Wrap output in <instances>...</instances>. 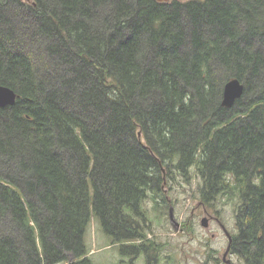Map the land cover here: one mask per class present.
<instances>
[{
	"label": "trees",
	"instance_id": "trees-1",
	"mask_svg": "<svg viewBox=\"0 0 264 264\" xmlns=\"http://www.w3.org/2000/svg\"><path fill=\"white\" fill-rule=\"evenodd\" d=\"M260 80L264 0H0V84L17 94L0 107V264H94L93 218L118 264L156 257L151 209L193 182L237 198L232 250L264 264Z\"/></svg>",
	"mask_w": 264,
	"mask_h": 264
},
{
	"label": "rangeland",
	"instance_id": "rangeland-1",
	"mask_svg": "<svg viewBox=\"0 0 264 264\" xmlns=\"http://www.w3.org/2000/svg\"><path fill=\"white\" fill-rule=\"evenodd\" d=\"M199 183L179 185L166 191L168 206H156L150 212L148 236L161 243L158 264H215L212 262L214 249H223L227 245V236L222 227L209 219L208 227L201 224V219L207 214L204 207L217 205L221 212L219 216L228 230L236 232V220L232 206H227L230 199L216 200L217 192L212 193L215 200H205L198 190ZM210 196V195H209ZM209 199V197H208ZM222 207V209H221ZM170 209L180 225L175 228L170 219ZM208 217V216H207ZM183 230H182V228ZM85 240L89 249L88 255L94 264H118L123 258L117 242H113L99 219L90 222ZM155 264L152 256L140 253L135 264ZM232 264H244L239 255L232 257Z\"/></svg>",
	"mask_w": 264,
	"mask_h": 264
},
{
	"label": "flooded vegetation",
	"instance_id": "flooded-vegetation-1",
	"mask_svg": "<svg viewBox=\"0 0 264 264\" xmlns=\"http://www.w3.org/2000/svg\"><path fill=\"white\" fill-rule=\"evenodd\" d=\"M263 85H264L263 81L260 80L259 83L257 85H255L254 88H255V90L256 89L259 90V89H261L263 87ZM223 90H224V88H223ZM244 90H245V88H244ZM222 97H223V92H222ZM262 97H263L262 94L259 92V97L258 98H262ZM236 110L242 111L244 109H236ZM240 111H236V112L239 113ZM255 182L262 183V178L261 177H256L255 178ZM256 193H258L260 197H264V191L263 190L262 191H257ZM251 195L252 194L246 195V197H244V200L242 202L241 207H239L237 210H241L242 211L243 209H246V204H245V202L247 201L246 198H249ZM236 203H237V198H235V200L228 201L227 202V206H232V209L234 211V207H235ZM221 209H222V207H221ZM204 211L207 214L208 218L212 219V221L217 222L222 227V229L224 231L223 226L225 224H224L223 220H221V218L219 216V213L221 212L219 207L217 205H210L209 207L206 206V207H204ZM178 227H175V228H178ZM182 230H183V228H182ZM224 233H225V231H224ZM127 244H131V242H128ZM228 246H229V240H227V245L221 250L212 248V251H213L212 262L213 263H215V264H232V257L238 255V253L234 252L232 250V246H230L229 252L227 253V255H225V252L228 249ZM130 248L131 247H127V249H130ZM137 257L131 259L129 256H126L123 259V263L122 264H135V260L137 259ZM152 258H153V262L155 264H158L159 257L156 256V257H152ZM230 259H231V262H228V260H230ZM149 264H151L150 261H149ZM172 264H175V263H172Z\"/></svg>",
	"mask_w": 264,
	"mask_h": 264
},
{
	"label": "water",
	"instance_id": "water-1",
	"mask_svg": "<svg viewBox=\"0 0 264 264\" xmlns=\"http://www.w3.org/2000/svg\"><path fill=\"white\" fill-rule=\"evenodd\" d=\"M244 85H245V83L242 82L237 77L229 79L224 86L222 105L224 107L231 108L235 104L236 100L239 99L242 96V94L244 93V88H245ZM16 98H17V94L14 91V89H12L9 86H5V85L0 84V107L14 104L16 102ZM170 219H171V222L173 223V225L175 227H178L180 225L179 221L175 218L172 209H170ZM201 224L204 227H208L209 219L207 216H204L201 219ZM223 227H224V230H225L226 234L228 235L229 241L231 243L232 235H231L230 231L225 226H223ZM228 250H229V248H228ZM228 250L225 252V255H227ZM229 262H230V260H229Z\"/></svg>",
	"mask_w": 264,
	"mask_h": 264
},
{
	"label": "clouds",
	"instance_id": "clouds-1",
	"mask_svg": "<svg viewBox=\"0 0 264 264\" xmlns=\"http://www.w3.org/2000/svg\"><path fill=\"white\" fill-rule=\"evenodd\" d=\"M241 80V79H240ZM242 82H244L243 80H241ZM245 83V82H244Z\"/></svg>",
	"mask_w": 264,
	"mask_h": 264
}]
</instances>
